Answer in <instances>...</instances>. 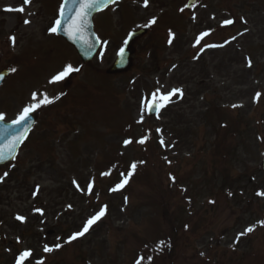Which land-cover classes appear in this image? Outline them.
<instances>
[{"label":"rangeland","instance_id":"obj_1","mask_svg":"<svg viewBox=\"0 0 264 264\" xmlns=\"http://www.w3.org/2000/svg\"><path fill=\"white\" fill-rule=\"evenodd\" d=\"M187 1L110 6L94 17L100 48L84 64L50 32L63 0H0V69L10 70L0 115L16 120L37 102L34 93L53 99L35 110L17 159L0 171V264H16L24 251L23 264H264V0H218L235 21L225 33L209 18L193 25ZM142 28L149 33L134 44L132 68L108 74ZM208 45L225 49L209 53ZM68 65L79 71L53 82ZM157 89L182 95L150 117L145 105L157 103ZM218 133L230 139L223 153ZM224 174L237 179V197L221 192ZM102 208L88 232L67 242ZM17 216L34 238L12 230Z\"/></svg>","mask_w":264,"mask_h":264},{"label":"water","instance_id":"obj_2","mask_svg":"<svg viewBox=\"0 0 264 264\" xmlns=\"http://www.w3.org/2000/svg\"><path fill=\"white\" fill-rule=\"evenodd\" d=\"M120 0H100V3L89 9L87 11L86 23L82 29V35L70 34L71 25L76 19L77 13L80 11V0H67L63 3L64 15L61 16L60 12V27L57 34L64 39L69 45L75 48L78 55L81 57L84 63H89L94 58L98 48L99 43L94 32L93 27V17L98 12L105 10L114 2ZM67 30V31H66ZM147 34L146 30H140L132 33L126 43L125 49L120 53L117 61L110 69V74H118L127 71L132 64V56L135 50L132 49L134 42L140 40ZM88 41L86 44L84 41ZM89 44L91 47H89ZM8 75V72L0 73V86L4 82ZM157 112V105L153 104V108L150 111V115L153 116ZM35 119L33 113L30 114L29 118L21 125H15L14 123L6 124L0 121V148H4L9 145L17 136H23V139L15 144V149L11 152H6L2 158H0V165L6 164L12 161L20 147L22 141L34 125ZM263 171H264V161H263Z\"/></svg>","mask_w":264,"mask_h":264},{"label":"snow or ice","instance_id":"obj_3","mask_svg":"<svg viewBox=\"0 0 264 264\" xmlns=\"http://www.w3.org/2000/svg\"><path fill=\"white\" fill-rule=\"evenodd\" d=\"M65 2H67V0H65ZM24 4L30 3V0H23ZM100 3V0H80V11L77 13L76 19L74 20L73 24L71 25V32L70 34L75 35V34H80L82 35V29L86 23V17H87V11L95 6H97ZM144 6L147 7L148 6V0H144ZM185 7H187V5H185ZM20 12H23L24 9L23 8H19L17 9ZM184 9H180V11H183ZM64 15V8H61V16ZM195 18V17H193ZM30 21L25 20L24 23L27 24ZM156 21L155 19H153L152 21H150L151 24H154ZM60 20L56 21V25L54 27L50 28V32L51 33H56L60 27ZM223 25H231L232 23H234V21L230 20V19H226L223 22ZM67 31V30H66ZM169 35L171 36L172 33H169ZM209 35V33L204 32L200 35V37L197 39L196 43L199 44L200 39H203L204 36ZM9 40L14 44L15 43V36H10ZM86 44L88 43V41H84ZM171 42V41H169ZM209 47H216L217 45H208ZM89 47H91V45L89 44ZM249 66H251V61L249 60ZM79 71V69H73L71 65H68L62 72L57 73L55 76L52 77V81H59L64 79L69 72L71 71ZM12 71H15V69H12ZM177 93H180L182 95V92L180 89H172L169 93L164 94V95H159V89H157V92L153 94V100H156L159 106H164V104H166L170 97L172 95H175ZM260 94L258 93L257 96H259ZM32 99L34 101H37L36 103H33L31 105H29L28 107H25L21 113V115L15 120L13 121V123L15 125H21L23 124L30 116V114L35 111L37 108H39L41 105H47V104H51L53 102V99L49 98L48 96H44L42 99L37 100V96L34 93L32 96ZM145 107L148 108V110H152L153 105H145ZM158 110V107H157ZM4 116L0 115V120H3ZM23 139V136H17L15 140H13L9 145H7L4 148H0V158H2L4 156V154L6 152H11L15 149V144L17 142H19L20 140ZM139 143L143 144L145 142V138H142L138 141ZM125 145L131 143V141L126 140ZM161 143L163 144V141L161 140ZM133 169H135L136 165L133 164L131 166ZM131 172L128 174L129 176H131ZM128 182V178L126 177L122 182H120L119 184H117L116 188L112 189L113 191H116L118 189H121L124 187V185ZM91 189V185H89V190ZM230 195V194H229ZM258 196H264V192H258L257 193ZM37 211H40L42 214V210L37 209ZM105 208H102L98 213H96L94 216H92L91 218H89L87 220V222L85 223V225L83 226L82 230L75 232L72 234V236L69 238V240L67 242H71L75 239H77L78 237L83 236L86 232H88L89 228L94 225L99 219H101L104 215H105ZM17 220H24V217L21 216H17L16 217ZM262 226H264V221L261 222ZM254 230V228L249 227L245 230V232L241 233L240 235H245L247 233H250ZM60 245H56V248H59ZM53 249L49 248L47 245L44 246V251L45 252H50ZM31 255L30 251H24L23 253H21L17 259H16V264H23V261L28 258ZM136 264H141V262L138 260L136 262Z\"/></svg>","mask_w":264,"mask_h":264},{"label":"flooded vegetation","instance_id":"obj_4","mask_svg":"<svg viewBox=\"0 0 264 264\" xmlns=\"http://www.w3.org/2000/svg\"><path fill=\"white\" fill-rule=\"evenodd\" d=\"M218 3V0H193V3L191 4L188 12L190 14H193V20L192 23L196 27L202 25V21L204 19L212 20L213 26L215 28V32H224L225 28L223 25V21L225 20V14L223 13V10L220 12V7L219 5L217 6L216 4ZM217 25V26H215ZM234 25V24H233ZM195 31V28H194ZM225 33V32H224ZM213 53V52H210ZM13 229V227H12ZM0 242L1 244H6V241L3 240L0 237Z\"/></svg>","mask_w":264,"mask_h":264},{"label":"trees","instance_id":"obj_5","mask_svg":"<svg viewBox=\"0 0 264 264\" xmlns=\"http://www.w3.org/2000/svg\"><path fill=\"white\" fill-rule=\"evenodd\" d=\"M227 140L222 139L220 136L216 137V142H215V148L216 150H218L219 152L222 150H224V143ZM225 178V179H224ZM234 177H230V176H226L225 174L221 177V192L222 191H227V192H231L230 187L232 186V181H235L237 183V179H233ZM210 195V193H209ZM237 197L236 193H233V198Z\"/></svg>","mask_w":264,"mask_h":264}]
</instances>
